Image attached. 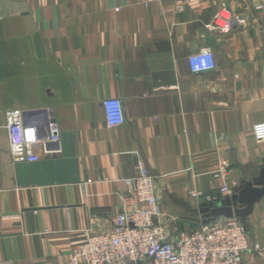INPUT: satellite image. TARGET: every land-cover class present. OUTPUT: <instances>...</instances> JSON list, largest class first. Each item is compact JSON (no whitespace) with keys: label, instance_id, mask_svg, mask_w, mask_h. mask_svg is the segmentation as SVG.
<instances>
[{"label":"crops","instance_id":"1","mask_svg":"<svg viewBox=\"0 0 264 264\" xmlns=\"http://www.w3.org/2000/svg\"><path fill=\"white\" fill-rule=\"evenodd\" d=\"M218 11L229 31L214 28ZM203 48L215 67L192 72ZM263 67L264 0H190L181 12L173 0H0V264H66L85 232L110 231L141 153L161 210L193 229L206 201L192 192L226 196L219 160L232 194L264 166L252 135L264 121ZM105 98L120 99L122 124H106ZM10 109L24 124L52 116L60 151L13 162ZM237 219L243 259L264 264V196Z\"/></svg>","mask_w":264,"mask_h":264},{"label":"built area","instance_id":"2","mask_svg":"<svg viewBox=\"0 0 264 264\" xmlns=\"http://www.w3.org/2000/svg\"><path fill=\"white\" fill-rule=\"evenodd\" d=\"M190 0H173L174 10L181 12ZM233 20L218 11L213 26L221 32L232 28ZM192 72L213 69L215 60L209 48H203L188 58ZM264 85V67L261 72ZM102 107L106 124L123 123V107L118 98H105ZM5 125L9 134V154L13 162L34 161L44 155L56 154L59 128L50 116L45 125L24 124L22 111L10 109L5 113ZM252 135L264 141V121L252 126ZM54 144L51 148L49 145ZM137 173L127 179L128 195L122 197L110 231L85 232L76 242L66 264H248L242 254L248 250L246 228L236 217L214 220L195 229L181 231L175 219L166 215L160 207L154 177L149 175L144 162L138 158ZM229 161L219 160L214 176L223 180L219 191L231 195L225 181ZM238 186L236 180L231 181ZM206 202L214 197L192 192ZM141 204L142 206H139ZM253 249H258L255 243ZM35 264V263H30Z\"/></svg>","mask_w":264,"mask_h":264},{"label":"water","instance_id":"3","mask_svg":"<svg viewBox=\"0 0 264 264\" xmlns=\"http://www.w3.org/2000/svg\"><path fill=\"white\" fill-rule=\"evenodd\" d=\"M39 111L25 112L24 117L39 114ZM43 113V112H42ZM144 165L149 175L154 176L157 173L150 168L143 153H141ZM264 196V166L259 174L252 180L242 183L238 192L226 195L220 200L213 202H203L199 206L201 218L195 221L191 226L193 229L201 224L210 223L223 216L226 218L237 217L246 221L248 215L252 212L253 206Z\"/></svg>","mask_w":264,"mask_h":264}]
</instances>
